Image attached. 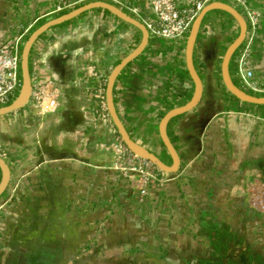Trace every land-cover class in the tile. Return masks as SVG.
<instances>
[{"label":"crops","instance_id":"1","mask_svg":"<svg viewBox=\"0 0 264 264\" xmlns=\"http://www.w3.org/2000/svg\"><path fill=\"white\" fill-rule=\"evenodd\" d=\"M76 1L0 0V41ZM122 1L150 13L147 0ZM247 1L261 13L247 64L264 85V0ZM99 8L50 27L31 47L32 84L49 82L55 105L40 109L29 99L0 115V155L10 168L0 195V264H264V210L248 203L264 183V104L232 96L221 76L238 21L220 8L204 14L192 54L200 99L166 126L179 169L141 201L138 180L112 168L113 152L100 146L119 134L97 116V89L142 32ZM185 42L149 34L113 86L125 128L167 164L159 121L194 92ZM178 85L186 92L175 98Z\"/></svg>","mask_w":264,"mask_h":264},{"label":"built area","instance_id":"2","mask_svg":"<svg viewBox=\"0 0 264 264\" xmlns=\"http://www.w3.org/2000/svg\"><path fill=\"white\" fill-rule=\"evenodd\" d=\"M91 0H77L83 3ZM135 16L147 28L149 34L166 39L186 40L187 34L195 16L209 2L214 0H147L150 13L144 15L136 6L124 3L122 0H107ZM232 1L242 9L247 23V30L242 43L231 56L234 73L240 81V88L250 94L264 95V85L252 80L253 72L248 67L247 60L251 53L252 44L258 34L261 13L250 6L247 0H220ZM60 9V7H58ZM35 19L26 26L21 25L12 36L0 41V106L9 104L18 94L21 86L20 55L25 35L29 32ZM94 76H99L95 68H91ZM49 82L32 84L30 100L42 109L53 107L56 103L57 90L48 89ZM100 107L97 116L103 121H110L105 101V86L97 89ZM100 146L113 152L112 168L119 170L129 178L139 182V200L149 192L151 187L162 186L168 179L156 163L130 150L120 136L114 141L101 143ZM251 207L264 210V183L260 190H251L248 198Z\"/></svg>","mask_w":264,"mask_h":264},{"label":"water","instance_id":"3","mask_svg":"<svg viewBox=\"0 0 264 264\" xmlns=\"http://www.w3.org/2000/svg\"><path fill=\"white\" fill-rule=\"evenodd\" d=\"M95 7H100L107 9L109 12L113 13L117 17L137 26L141 32L142 36L139 43L124 57H122L111 69L110 73L107 76L106 83H105V101L107 111L110 115V118L115 125L117 132L121 139L124 141L126 146L132 150L133 152L144 156L154 163H156L163 171L165 172H175L179 169L180 166V157L179 154L171 142L169 136L166 132V126L169 120L183 112L190 110L194 107L200 99L202 93V82L201 79L194 67L193 64V47L195 44V39L197 36V32L199 29L200 22L204 16V14L212 8H220L227 12H229L239 23V32L234 37V39L229 43L227 48L225 49L222 62H221V76L222 80L227 88V90L233 94L238 99L248 102V103H255V104H264V96L263 95H254L246 92L242 88H240L232 79L229 71V61L236 50V48L242 43L244 40L246 30H247V23L243 15L231 4L220 1L214 0L207 3L195 16L191 27L188 32V36L185 42V64L186 69L194 82V92L191 99L182 105L172 107L168 109L159 121V133L161 140L172 159L171 164L165 163L158 155L144 147L143 145L139 144L128 132V130L123 125L119 115L117 113L114 98H113V86L116 80V77L121 72V70L130 62L133 58H135L145 47L148 42L149 32L145 25L139 21L134 16L130 15L123 9L119 8L115 4L104 1V0H91L84 2L64 13L59 15L53 16L49 19H46L38 26H36L26 37L20 55V71H21V86L17 96L7 105L0 106V115L18 109L24 106L30 99V94L32 90V80L29 70V52L34 41L42 34L44 31L49 29L50 27L60 24L64 21H67L78 14ZM0 169H1V179H0V195L5 190L8 185L10 179V168L8 163L5 159L0 155Z\"/></svg>","mask_w":264,"mask_h":264},{"label":"trees","instance_id":"4","mask_svg":"<svg viewBox=\"0 0 264 264\" xmlns=\"http://www.w3.org/2000/svg\"><path fill=\"white\" fill-rule=\"evenodd\" d=\"M84 3V2H83ZM80 4H82V3H79V4H77V5H75L74 7H76V6H78V5H80ZM99 9H102L103 11H105V12H107V13H110L107 9H104V8H99ZM66 11H68V10H66V9H64V8H61V9H59V11H58V14L57 15H59V14H61V13H64V12H66ZM46 18H38V22H40V23H42L44 20H45ZM64 22H66V21H64ZM64 22H62V23H64ZM43 34V33H42ZM42 34H40L39 35V37L42 35ZM28 36V35H27ZM26 36V37H27ZM26 37H25V39H26ZM118 62V61H117ZM233 68V65H232V60L230 59V61H229V71L231 72V69ZM29 70H30V65H29ZM105 86V85H104ZM165 86L166 87H170L171 86V81L170 80H167L166 81V83H165ZM185 89H183L181 86H176L175 88H174V91H173V96L175 97V98H179L180 96H183L184 94H185ZM170 93L169 92H166L165 94H164V99L165 100H167V96L169 95ZM232 96H234L233 94H231ZM235 97V96H234ZM170 106H174V104H175V102L174 101H170ZM170 140H171V142L173 143V141H174V139L171 137L170 138ZM0 172H1V170H0ZM1 174V173H0Z\"/></svg>","mask_w":264,"mask_h":264},{"label":"rangeland","instance_id":"5","mask_svg":"<svg viewBox=\"0 0 264 264\" xmlns=\"http://www.w3.org/2000/svg\"><path fill=\"white\" fill-rule=\"evenodd\" d=\"M228 2L234 4V2H232V1H228ZM236 7L238 8L239 12L243 15V17L246 18L245 15H244V13L242 12V9H241L239 6H236ZM37 22H38V21H37ZM39 24H40V22H39ZM39 24H38V25H39ZM34 27H35V23L32 25V27L30 28V30H31V29H34ZM30 30H29V32H30ZM29 32H27V34L25 35V37L28 35ZM187 36H188V34H187ZM186 38H187V37H186ZM24 41H25V39H24ZM181 41H182V42H185L186 40H181ZM231 74H233V69H231ZM234 81L237 83L238 86H240V83H239L236 79H234Z\"/></svg>","mask_w":264,"mask_h":264}]
</instances>
